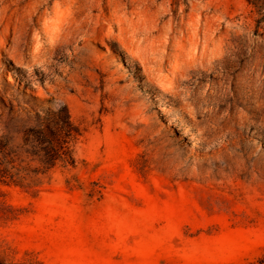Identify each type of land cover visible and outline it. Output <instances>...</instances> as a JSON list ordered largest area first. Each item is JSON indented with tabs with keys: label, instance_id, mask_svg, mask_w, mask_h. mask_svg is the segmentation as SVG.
Masks as SVG:
<instances>
[{
	"label": "rangeland",
	"instance_id": "374dc122",
	"mask_svg": "<svg viewBox=\"0 0 264 264\" xmlns=\"http://www.w3.org/2000/svg\"><path fill=\"white\" fill-rule=\"evenodd\" d=\"M257 1L0 0V264H264Z\"/></svg>",
	"mask_w": 264,
	"mask_h": 264
},
{
	"label": "trees",
	"instance_id": "16d2710c",
	"mask_svg": "<svg viewBox=\"0 0 264 264\" xmlns=\"http://www.w3.org/2000/svg\"><path fill=\"white\" fill-rule=\"evenodd\" d=\"M254 4V6L256 7L257 12L260 14L259 17L257 18L258 23L264 21V1L263 0H259L257 2H252ZM44 130L45 132H47L48 134H54V132L57 130V127H52L50 124H44ZM56 135H53V137L49 138L46 136H43L42 141L47 142L48 146L54 147V141L53 139H55ZM47 159H51V157L47 156ZM53 159V158H52ZM53 163H50L49 166H51Z\"/></svg>",
	"mask_w": 264,
	"mask_h": 264
},
{
	"label": "bare ground",
	"instance_id": "6f19581e",
	"mask_svg": "<svg viewBox=\"0 0 264 264\" xmlns=\"http://www.w3.org/2000/svg\"><path fill=\"white\" fill-rule=\"evenodd\" d=\"M90 30H91V29H90ZM88 34H89V33H88ZM89 35H90V34H89ZM91 36H92V35H91ZM24 44H25V43H24ZM73 48H74V47H73ZM11 51H12V50H11ZM30 53H31V52H30ZM35 54H36V52H35ZM41 65H42V64H41ZM44 69H45V68H44ZM187 97H188V96H187ZM185 98H186V97H185ZM185 98H184V99H185ZM184 99H183V100H184ZM186 99H187V98H186ZM190 101H191V99H190ZM190 101H188L189 104H190ZM192 103H193V102H192ZM184 104H185V102H184ZM191 105H192V104H191ZM191 105H190V107H191ZM190 107H189V110L191 109ZM192 107H193V106H192ZM228 114H229V113H228ZM228 118H229V117H228ZM212 126H213V125H212ZM210 130H211V129H210Z\"/></svg>",
	"mask_w": 264,
	"mask_h": 264
}]
</instances>
